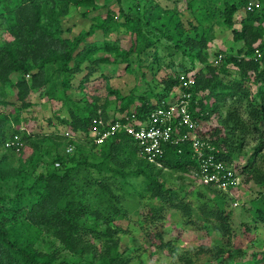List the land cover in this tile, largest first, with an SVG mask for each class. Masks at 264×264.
<instances>
[{
  "label": "trees",
  "instance_id": "1",
  "mask_svg": "<svg viewBox=\"0 0 264 264\" xmlns=\"http://www.w3.org/2000/svg\"><path fill=\"white\" fill-rule=\"evenodd\" d=\"M115 1L118 12L108 8L96 14L88 29L70 37L65 33L71 29L64 28L62 22L72 8L85 7L81 13L87 17L90 9L108 4L100 5L96 0H0V30L8 35L0 37V88L13 86L16 99L0 103L19 106L13 112H0V149L8 158L23 154L29 147L32 152L25 160L29 164L51 157L25 186L24 194L20 190L18 196L8 198H13L31 223L45 227L88 264H129L130 257L120 249L122 228L116 223L129 215L120 193H134L140 202L148 196L154 202L141 221L142 229L151 246L170 264H226L234 253L241 252L233 247L235 228L233 211L224 198L227 194L211 185L204 186L217 191L213 196L202 190L167 187L160 178V164L182 172L190 170L191 174L198 167L190 141L166 144L157 165L140 155L136 141L123 130L100 144L88 135L115 119L109 116V98L102 97L100 89L118 100L123 121L125 117L142 121L181 87V74H191L193 82L181 89L190 94L189 109L197 121V133L214 147L218 159L235 162L242 182L254 181L264 189V0L251 9L247 6L253 0ZM148 8L156 10L150 18ZM240 8L245 13L240 27H234ZM216 25L232 27V38L243 42L236 54L224 53L220 64L206 57ZM97 31L102 40H88ZM116 33L118 38L112 39ZM120 36L127 37V47L121 46ZM160 47L168 53L166 66L171 68L161 82L157 77ZM176 55L182 61L187 58L202 65L196 70L178 69ZM117 63H124L125 71L139 74L127 93L113 87L110 76H94L101 64ZM85 69L73 86L72 77ZM54 72L61 76L59 87L51 80ZM140 81L145 86L141 90ZM158 82L163 85L160 91L156 90ZM75 88L79 96L71 94ZM41 91L67 107L68 116L60 120L75 138L26 126L19 129L20 114L32 106L31 93ZM15 134L23 142L19 151L4 145ZM253 135L250 156L246 162H237L247 138ZM69 144L74 146L71 152L66 151ZM131 177L142 178V187L129 189ZM252 206L257 222L254 227L264 226V191ZM166 208L175 209L185 226L214 232L217 239L209 245L184 249L165 240L164 232L154 224L165 220ZM5 222L0 216V264H78L16 239ZM243 230L251 231V225L244 223ZM256 260L264 264V254Z\"/></svg>",
  "mask_w": 264,
  "mask_h": 264
},
{
  "label": "rangeland",
  "instance_id": "2",
  "mask_svg": "<svg viewBox=\"0 0 264 264\" xmlns=\"http://www.w3.org/2000/svg\"><path fill=\"white\" fill-rule=\"evenodd\" d=\"M100 5L108 4L107 7H103L98 10H89L87 17L82 16V11L86 10L85 7H76L72 8L70 15L63 19V27L70 28L71 31H66L65 35L73 37L81 29H88L92 17L99 13H105L108 8L118 12V5L115 0H96ZM163 4H171V0H158ZM253 2H259L258 0H253ZM105 3V4H104ZM106 6V5H105ZM179 7L184 8V4L180 3ZM88 10V9H87ZM156 10L150 11V8L147 10L148 17L150 18L155 14ZM245 13L244 8H240L235 14V23L234 27H240V20L243 18ZM188 15V14H186ZM216 36L210 42L207 54V60L213 64H220L222 61V55L225 53L236 54L237 50L243 46V42L235 41L232 36V27H222L215 26ZM0 37L7 38V33H4L0 30ZM112 39L118 38V34H113ZM102 35L99 31L95 32L92 36L88 37V40H102ZM120 44L123 47L128 46L127 37L120 36ZM161 68L157 73L159 82L165 73L169 74L171 68L166 66L167 62L170 60L168 53L163 50L162 47L159 48ZM180 55H176L177 59L176 68H194L195 70L199 68L202 63L195 62L191 63L187 58L184 60L178 59ZM124 63L117 64H101L99 67H96L97 70L94 76L99 74H105L110 76V83L113 87L119 88L122 90V93H127L131 88L135 78L139 77V74L134 70L133 72L125 71ZM174 68V69H176ZM87 70H83L82 73L76 74L73 76V86L76 87L79 79ZM52 72V68L49 71V74ZM61 76L58 73H52L51 80L55 82L57 87H59ZM147 79H150V73H147ZM16 80V77L13 78ZM157 83L156 90L162 88L161 83ZM140 88L144 89L145 86L142 85L140 81ZM76 90V88H75ZM100 94L102 97L109 98V106L107 112L109 116L116 117L121 115L119 110V102L116 100L113 94H107L105 90L100 89ZM15 91L13 86L7 85V87L0 88V100H10L16 102ZM78 95L77 90H72L71 94ZM79 96V95H78ZM32 106L28 110L23 111L20 114V128L22 129L25 126L33 130H42L48 133L60 134L62 136H68V129L66 125L61 122V118L67 117V107L64 106L61 100L51 97L47 93L41 91L31 93ZM8 102V101H7ZM12 104V103H10ZM4 103H0V112L16 111L19 106L13 103L16 106H13ZM15 107V108H14ZM133 106H131V110ZM12 125L8 126L12 130ZM15 127H18L15 125ZM254 136L247 138L246 147L243 149V154L240 160L237 162H246L248 157L251 154V149L254 146ZM67 138V137H66ZM65 139V138H64ZM52 140V139H51ZM48 143V142H47ZM50 147L56 149V146L49 144ZM66 147V146H63ZM65 149V148H64ZM61 150V149H60ZM31 149H28L20 154H12L8 158H4L3 150L0 149V216L1 220L7 222L9 230L13 232V236L20 241H27L31 243L35 248L42 251L51 252L57 257L66 259L74 262H81V264H88V262L81 260L78 256L72 254L67 248H65L60 241L53 236L45 227L31 223L25 215L22 213L20 207L15 206V202H12L14 197L18 196V192L21 190L22 194L25 193V186L31 183L33 176L39 174L45 165H48L50 162V156L45 158L43 161H38L36 164H29L25 160L31 155ZM51 156L54 151L51 149ZM47 160V161H46ZM261 162V160H259ZM258 161V162H259ZM235 163V162H233ZM264 164V163H263ZM158 168H161L160 178L167 187L174 188H185L188 192L195 190H202L207 194L213 196L217 191L204 186L201 182L193 178L190 170L186 172L178 171L172 168L163 166V164L158 165ZM130 186H135L141 188L143 179L139 177H131ZM141 186V187H140ZM183 186V187H182ZM240 187L234 193L236 198H231V193L223 191L226 199V206L231 208L233 211V221H234V237L232 238L233 247L241 248V252L234 253L230 260L226 264H258L256 258H260L264 254V226L262 223L256 225L255 214L253 210V202L258 198L264 189L254 181L241 182ZM223 194V195H224ZM222 195V194H221ZM20 196V195H19ZM121 200L123 204L129 209V215L127 218L120 219L116 223L121 226L122 230L119 232L121 243L120 249L125 252V255L130 257L129 264H170L168 259L163 253H160L153 248L150 244L149 238L144 234L141 221L146 218L147 213L149 212L150 204L154 202L153 200H148L147 198L143 201H138L134 193H120ZM238 200V204L233 206L232 202ZM17 202V200H16ZM156 202V201H155ZM17 208L13 210V208ZM14 208V209H15ZM24 211V210H23ZM165 220L162 222L155 223L159 230L164 232L163 238L165 240H172L180 248H189L192 246H197L200 244L209 245L212 244L217 239V234L214 232L206 230H194L189 226H185L182 220L179 217L178 212L175 209L166 208ZM6 216V217H3ZM10 218V220H8ZM248 223L251 225V231H244L243 224ZM262 264V262H259Z\"/></svg>",
  "mask_w": 264,
  "mask_h": 264
},
{
  "label": "built area",
  "instance_id": "3",
  "mask_svg": "<svg viewBox=\"0 0 264 264\" xmlns=\"http://www.w3.org/2000/svg\"><path fill=\"white\" fill-rule=\"evenodd\" d=\"M258 5L257 2H249L248 8ZM181 87L176 90L164 105L158 106L148 118L140 121L125 117L116 116L108 126L103 129L91 130L88 138L96 144L102 143L106 138L117 131L123 130L132 137L139 148L140 155L155 164H160V158L164 154V146L168 143L178 144L183 141H190L194 150L198 167L192 170L193 178L204 185H211L223 191L231 193V196L240 187L242 177L235 164H227L218 159L214 153L213 146L202 140L197 133V121L193 119L189 109L190 94L182 90L192 82L191 74H181L179 76ZM69 137H74L72 133H66ZM4 145L19 151L23 142L18 134L13 135ZM74 146L69 144L67 152H71ZM58 165V163H56ZM236 198V195H235ZM237 199V198H236ZM233 206L238 204V200L232 202Z\"/></svg>",
  "mask_w": 264,
  "mask_h": 264
}]
</instances>
